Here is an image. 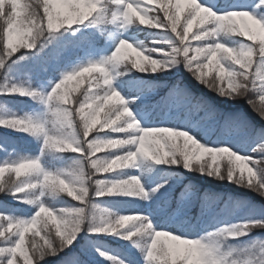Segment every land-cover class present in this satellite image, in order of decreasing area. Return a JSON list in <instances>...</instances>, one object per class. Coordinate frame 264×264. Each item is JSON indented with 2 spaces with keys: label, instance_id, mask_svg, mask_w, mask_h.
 <instances>
[{
  "label": "trees",
  "instance_id": "trees-1",
  "mask_svg": "<svg viewBox=\"0 0 264 264\" xmlns=\"http://www.w3.org/2000/svg\"><path fill=\"white\" fill-rule=\"evenodd\" d=\"M32 2L33 0H24L25 5H30ZM262 8L264 12V6ZM40 10L42 12V7ZM157 10L158 12L153 11L152 15L158 14L162 20L166 21L163 8L161 7ZM28 11H30V8L26 7L25 18ZM110 13L111 10L108 8V13L103 19L105 22L110 20ZM186 14L187 10L181 15V25L184 23ZM99 16L95 14L81 24L47 34V39H42L36 44L35 48L18 49L6 61L4 66L0 67V119H7L13 116L29 117L27 115L29 109H38L43 105V93L38 88V81L59 71L57 67H49L48 65H51L50 62L47 64L48 61H43L44 63L38 70L26 68L21 73L16 72L14 69H16L15 66L18 65V61L21 59L20 56L28 52L39 54L38 49L40 46L52 36H58L59 40L64 39L63 44L59 48L68 45L67 43H70V45L77 44L84 37H88L87 40L89 38L96 40V36L99 33L97 32L100 21ZM0 23H4L3 18H0ZM80 26L84 27V29L80 28L79 33L81 34L75 30ZM140 29L143 30L144 36L147 38L152 49H167L170 51L174 43H178L173 33L155 29L152 27V24ZM195 31L196 27L194 26L193 32ZM191 35L192 33H189V39H191ZM6 39L7 36L5 35ZM104 39L106 37L102 40ZM219 39L229 46L237 48L249 42L258 44V41H248L246 37L230 33H221ZM166 41H172L173 43H166ZM206 42H215V38L209 37ZM195 43L193 41V44ZM191 54H194V52ZM151 55L155 59L170 60V57H165L163 53L158 51H152ZM52 56L57 57V51ZM54 59L51 58L52 61ZM255 60L256 57L254 56L252 71H255ZM192 73L185 63H180L178 65L171 64L167 68L155 73L150 71L141 72L133 69L132 71H127L125 75L122 73L120 79L121 81L124 80V88L127 91L131 90L130 84L125 80L127 77H133L136 80L137 88L142 90L140 92L149 93L151 88H157L159 93L155 96L154 100L137 99L136 101L139 104L153 103V108H158L157 116L160 118L163 117L164 113L170 111L169 116L171 118L180 120L181 124L185 127L194 128L198 139L205 145L226 144L236 153L249 154L259 159L258 153L254 152V149L264 141V119H261L248 103L249 97L259 102L256 90L252 89L251 85H249L248 97L239 98L237 96L236 99H231L228 96L220 95L217 91L209 90L205 84L198 82ZM95 75L96 72H93L81 78L83 82L71 93L73 100L81 98L84 90L90 86L89 81ZM214 76H218L215 68L212 69L206 78L211 82ZM12 85L26 87L30 91L34 90L37 94L35 96L18 93L9 94L6 88ZM224 86L227 87V80H225ZM92 90L94 89L92 88ZM140 92L133 95L137 96ZM194 103L196 104L194 105ZM59 104L60 102L57 100L49 102L46 116L47 127L50 130L56 129L52 109L59 106ZM113 105L119 106L118 103L109 104L110 107ZM75 106L73 105V107ZM101 119H103V114ZM225 123L228 124V130L226 131L224 128L225 132H221V128ZM96 128L98 129L99 125ZM59 130L66 134V138H75L76 141H79L83 133V126L82 122L79 121V115L77 114L76 118L73 119L71 127H64ZM127 134V130L124 132L108 130L94 133L93 136L108 138L126 136ZM91 138L89 137V139ZM9 147L14 149L18 147L23 150L32 151L41 149L45 162L54 164L56 167L55 172L64 174L68 179H72L70 174L79 169H84L86 174L93 171L86 158L80 153L73 152L70 149L58 151L44 148L43 136L32 135L0 125V153L4 148ZM107 151L114 150L104 149L95 155L115 154V152L105 153ZM254 165L257 166L261 178L264 179V171L260 170L259 165L255 163ZM128 171L129 168H125L109 174L96 173L93 176V180L99 178L110 181L124 178L129 176ZM199 176V178L191 177L183 164L161 163L151 159L144 173V181H141L142 185L149 192L158 185H162V187L159 188V191L151 193L148 197L130 196L123 193L97 197L95 195L96 186L89 182L91 194L86 206L66 193L61 192L52 193L45 191L44 200L48 206L58 211L86 207L85 215L89 218L94 215L97 221L102 217L110 216L112 213L138 214L142 218H149V212H152L158 218L163 217L164 219L171 212L179 209L181 216L178 221L188 217L192 219L194 227L190 232L194 235H199L204 230L228 224L234 219L245 222L251 219H264V215L254 216L258 210L264 213V196L258 194L253 188L239 184L235 180H228L227 178L222 179L220 182L207 178L204 175ZM9 178L15 180V173L11 170H5L3 176L0 177V183H7ZM190 189H194L196 195L188 197ZM39 191L34 189L23 195L27 198L35 199ZM36 209L37 202L29 203L25 199L17 198V196L12 195L8 191L0 192V213L5 214L10 219H25L27 215L33 213ZM138 224L139 222H137ZM130 230L135 231V228L130 225L127 228L118 229L115 233L94 232L86 224L83 230L75 236L72 243L60 252L59 255H48L44 260H40L39 264H137L142 260L147 235L150 231L129 237L128 232ZM37 231L40 234L35 239L39 244H43L45 239L44 232L46 230H40L38 227ZM52 231L54 233V227ZM263 233L264 229H253L245 235H240L239 238L244 239L254 234ZM32 238L33 232H29L26 236L25 248L28 250L30 257L32 256ZM12 239H15V237L13 236ZM0 246L3 245L0 244ZM17 256V264H23L24 257L19 253ZM32 259L33 264H36V258L32 257Z\"/></svg>",
  "mask_w": 264,
  "mask_h": 264
},
{
  "label": "snow or ice",
  "instance_id": "snow-or-ice-1",
  "mask_svg": "<svg viewBox=\"0 0 264 264\" xmlns=\"http://www.w3.org/2000/svg\"><path fill=\"white\" fill-rule=\"evenodd\" d=\"M93 3L95 4V9L90 14V17H93L95 14L100 12L104 5H108L114 8L113 12L111 13L113 20H120L124 24H132L135 23L134 16H139L140 25H147L151 23L152 27L155 29L170 31L171 33H173L177 38L178 43H174V46L170 49V51L167 49H160V51L158 52L163 53L165 57H170L173 53L179 55L182 54L184 56V63L186 64V66L190 71L193 72L198 82L205 85L210 84L209 80L206 77L209 75L212 69L215 68L218 72V76H214L211 81L215 80V88L220 95L228 96L229 98L237 96L239 97L241 90L245 88V85L241 83V77L247 79L249 81V84L246 86L248 89L246 97L249 96V85H251L252 89L256 90V93L259 97V102L249 97L248 103L252 107L253 111H255L261 119H264V42H260L257 40L258 44L249 42L248 44H244L239 48L229 46L221 39H219L220 34H239L233 33L229 28L221 24L220 20L217 17L223 16L228 12H248L260 22H264V18H257L255 14L247 10L217 12L213 7L205 5L202 2H197V0H158V3L163 8L164 14L166 16V21L162 20L157 14L152 17V21L150 22L149 20L145 19V17L148 16L149 12H158V10L153 9L150 6L145 7L144 0H93ZM134 5L136 7H134ZM186 5L187 14L184 17L183 25H181V15L185 12ZM261 5H264V0H260V4L257 5V7H260ZM27 6L28 5H26V7ZM205 8L209 9L210 12H214L216 15H209L207 17H204L203 11ZM137 9H139V11H137ZM140 13H143V15H140ZM8 23H10V21H5L6 25ZM194 26L196 27L195 32H193ZM186 32L187 37L185 38ZM189 33H192L191 39H189ZM194 37H196V39H194ZM209 37L215 38V42H206ZM247 40L253 41L249 39ZM121 41H126L127 43L121 45ZM193 41H195L196 43L193 44ZM166 43L173 42L166 41ZM127 45L138 47L126 39H121L118 44V46L121 47H126ZM35 47L36 46H28L23 49H33ZM228 49H233V51L229 52ZM193 52L194 54L190 55V53ZM14 53L11 49L7 51H0V67H3L6 61L11 58ZM254 56L256 57L255 71H252ZM127 61L128 60L126 58L120 57L119 53H117V55H111L105 61L92 62L80 67L88 68L89 66H91L92 68H104L105 72L101 73L102 75L100 77H93L92 80H90L89 88H86L82 93L81 98L77 100H73L71 97V93L74 90L68 89L67 85L64 83L65 80L70 78L69 74L73 71L65 73L62 79H60L59 82H57L53 87V89L55 90L52 89L47 96L48 102H51L53 100H57L60 102L59 106L52 109L53 116L55 118L54 123L56 124V132H51L50 129L46 127L45 123L31 117L13 116L7 119H0V125L24 131L32 135L43 136L44 148L54 149L58 151L70 149L73 152L80 153L83 157L86 158L91 169L93 170L92 172H94L95 174H109L117 170L128 168L129 166L133 165L140 157L152 159L151 154L147 151L145 140L140 135L143 128H140L139 124L135 123L136 119L133 117V115L129 114V107L127 106V102L125 101L121 93L111 87L113 76L109 65L114 66L118 64H127L129 63ZM162 61H164L167 66L174 64V60L171 59ZM157 66L159 67L160 65ZM78 70L79 68L74 71ZM72 79H74V77H72ZM100 80H102V85L100 84ZM225 80H227V87L224 86ZM92 81H95L96 84L97 90L95 91L92 90ZM82 82L83 81L81 79L80 84ZM57 85H59V87H57ZM6 91L9 94L18 93L28 96H35L37 94L34 90L30 91L28 88L19 85H12L11 87H7ZM114 98L118 99L119 106L113 105L110 107L109 102ZM73 105L76 106L73 107ZM77 114L79 115V121L82 122L83 126V133L79 141H76L75 138H66V134L59 130L64 127H71L73 119L76 118ZM102 114L103 119H101ZM97 125H99L98 129L96 128ZM94 129H96L95 132ZM127 129H138L139 134L134 135L137 137L135 141H129L130 135L108 138H97L93 136L94 133L98 132L108 130L124 132ZM179 131L188 132L186 130ZM85 132L87 133V136L84 135ZM171 134L175 135V133ZM148 135L151 134H145V136ZM89 137L92 138L89 139ZM108 141L117 142L119 146L113 147L107 143ZM101 146H103L104 149L114 150L107 151L105 153L115 152V154L96 156V153L101 152L97 151L96 149ZM127 146L135 147L128 148ZM213 149L223 150L224 152H228L229 150H231V152L236 153L228 146H206L201 150L200 153H209V151ZM254 152L258 153L259 159H256L253 156H245L236 153L237 155L234 159V162L229 161L227 174L230 180H235L239 184L251 187L255 191L257 189H260L261 192H264V179L261 178L257 167L253 166L255 163L256 165H259L261 171H264V141H262L256 149H254ZM116 156L122 157L120 166H112V159ZM157 159H159V157H157ZM199 159L200 157L198 156L195 160ZM199 165L200 171L203 172L206 170L203 163H199ZM248 165H251V167H249ZM192 167L193 161H190L187 168ZM5 170H11L12 172H14L16 179L12 180L11 178H9V181L7 183H0V192L8 191L12 195L17 196V198L25 199L26 202L29 203L40 201L45 191H50L52 193L61 192L69 195L68 191H65L64 188L59 184V180L53 183L51 178L46 179V177L52 176H57L59 177V179L65 180L68 188L74 193L73 195L69 196L73 197L75 200L81 202V204H84L85 206L87 205L90 196V194L85 195L89 182L95 183L97 189L95 195L97 197L116 193H123L130 196L148 197L151 193L159 191V188L162 187V185H158L150 192L146 191L145 187L142 185L140 177L135 180L132 179V177L136 175H129L124 178L114 179L110 181L107 179L99 178L93 180V176L90 177L89 173L86 174L84 169L73 171L70 174L72 179H68L62 173L45 170L40 156L31 158L25 157L16 162L0 164V177L3 176ZM207 170L210 171V174H214L220 177L225 176V174H221L218 166L209 168ZM245 171H247V175H245ZM122 182H127L134 190L130 192L119 190L109 191V189H111L113 185H116L117 189H119L120 183ZM34 189L40 190L35 199H30L23 195L24 193L30 192ZM41 207L47 209L50 206H48L46 203L40 202L38 210L35 212L34 216L31 219L27 220H13L8 218L5 214L0 213V238H2L0 239V244L3 245L0 246V264H17V254H21L22 251L24 252V254H21L24 257L23 264H26V260L28 261V264H33L32 257L36 258V255L33 253L32 249V256H29L28 250L25 248L26 236L29 232H33L32 240H36L35 237L39 236L36 234L37 232H39L37 231L39 226L40 230H46L44 232V236L45 239L48 238V229H46L44 227V224L42 223L44 214L41 213L40 215H36ZM52 211L55 212L56 216L61 221H64L69 216L85 214L86 207L62 209L59 211L52 208ZM149 220V218H142L139 215V220L135 221V224L139 222V224L146 225L148 224ZM249 221L264 223V219H251ZM249 221L240 224L237 235L230 237H237L247 234L249 232V227H247L246 224ZM53 227L54 225H48V228L50 229H53ZM63 230L65 231L64 238H57L60 239L59 246L57 247L53 245L52 241L49 240V243L47 245L41 244V251L39 253L40 255L45 256V258L48 255H59L60 252H62L72 243V241L75 239V236L80 232L79 229L68 230L66 227H64ZM149 231L151 232L152 237L157 233V231L153 230V228L149 229ZM139 233L130 230L128 232V236L132 237ZM22 235L24 236L23 241L21 240ZM13 236L15 237V239H12ZM176 236L179 235L173 234V236L167 238L170 247H167L166 249L160 248L161 237H157V247L153 248L151 246V238L150 245L147 251L148 259L150 261H153L154 264H182L184 260V255L182 252L183 246L180 241L174 238ZM69 241H71V243H69ZM18 242L20 245L19 247ZM54 247H57V251L55 252H53L52 250ZM61 248L63 250H59ZM39 261L40 260L36 258V264H39Z\"/></svg>",
  "mask_w": 264,
  "mask_h": 264
},
{
  "label": "clouds",
  "instance_id": "clouds-1",
  "mask_svg": "<svg viewBox=\"0 0 264 264\" xmlns=\"http://www.w3.org/2000/svg\"><path fill=\"white\" fill-rule=\"evenodd\" d=\"M67 6V8H61L60 6ZM42 7V12H41ZM25 8L24 0H0V18L4 19V23H0V51H7L9 49L13 50V53L18 49L25 48L28 46H36L38 42L42 39H47V34L58 32L60 29L71 28L73 25L81 24L88 20L90 14L95 9V4L93 0H33V2L27 6L30 11L27 12L25 18ZM209 15L215 16L214 12H210L209 9L205 8L203 11V16L207 17ZM221 24L229 28L233 33H237L241 36L247 37L249 40L264 42V22L256 20L248 12H228L223 16L217 17ZM5 21H10L7 25ZM5 35L7 39L5 40ZM187 37V32L185 33V38ZM196 39V37H194ZM126 41H121V45L126 44ZM211 47V46H209ZM152 51H160V49H152ZM229 52L233 49H228ZM119 53L120 57L126 58L130 61L127 67V71H132L137 69L141 72H157L159 70L167 68V64L162 60L155 59L147 49V47H133L132 45H127L126 47L117 46L116 51L112 53L113 56ZM147 53V54H146ZM171 60H174V64L178 65L184 63V56L173 53L170 56ZM239 62V61H238ZM157 65H160L159 67ZM91 72L104 73V68H79L78 71H73L69 74V79L65 80L64 83L67 85L68 89L75 90L80 85L81 78H84L86 74ZM193 74V73H192ZM194 75V74H193ZM74 77V79H72ZM73 82H75L73 84ZM241 83L245 85V88L241 90L239 98H245L247 95V85L249 81L244 77H241ZM209 90L216 91L215 80L211 81L209 85H206ZM59 87V85H57ZM55 90V89H53ZM237 97H232L231 99H236ZM129 114H132L129 108ZM139 124V121H135ZM51 132H56V129H51ZM150 133L151 135L145 136V134ZM171 133H175L172 135ZM87 136V133L84 134ZM141 137L144 138L146 148L148 153L151 154L152 159L158 162H169L172 164L182 163L184 167H188L190 161L196 159L199 156L202 149L206 146L197 140L193 135L188 132L179 131L176 128L171 127H147L143 128L141 131ZM179 138H183L184 142L181 146L179 144ZM136 136L130 135L129 141H135ZM113 147H118L117 142L108 141ZM97 151L104 150L101 146L96 149ZM180 152L181 155H177ZM227 153L228 160L233 161L236 157V153L224 152L223 150L213 149L209 151L212 155L213 161L216 160L217 155ZM182 156V158H181ZM159 157V159H157ZM243 159V158H242ZM122 157L116 156L112 159V166H120V161ZM27 167V166H25ZM228 165L226 166L225 176L230 180L227 174ZM200 170V169H199ZM94 172H89V176H94ZM52 179L55 183L59 180V184L68 191L69 195L74 193L68 188L65 180L59 179L57 176L46 177V179ZM138 176L132 177L133 180L138 179ZM225 178V177H221ZM92 184L95 185L93 182ZM91 185L87 186V192L85 195L91 194ZM125 191L130 192L134 189L127 182L120 183L119 189L116 185H113L109 191ZM256 192L261 196H264V192L257 189ZM44 214L42 223L44 227L48 229V238L44 239L43 244L47 245L49 240L52 241L53 245L59 246L60 239L65 236L66 227L68 230L79 229L83 230L84 226L88 224L90 229L97 232H110L115 233L118 229L128 227L132 225L136 232H147L149 229L153 228L151 220L148 224H135V221L139 220V215H121L112 213L108 217H102L97 221L96 217L93 215L91 218L82 215H72L66 220L61 221L52 211V208L47 209L41 207V209L36 213V215ZM54 225L55 231L53 233L52 229L48 228V225ZM240 224H234L231 226H224L218 229L214 234H208L207 238H194L188 239L184 237L176 236V240L180 241L182 244V252L184 255V260L182 264H224L222 256L224 253L221 251L220 237L222 236H235L239 231ZM249 227V231L256 228H264V223L261 222H251L246 224ZM39 235V232L36 233ZM173 236L169 231L160 230L157 231L156 235L152 237V247H157V237L164 238L160 241V248L166 249L170 247L167 238ZM60 238V239H57ZM21 240H24V236H21ZM71 243V241H69ZM18 242V247H19ZM31 247L33 253L36 255L38 260H43L45 256L40 255L41 244L38 241L32 240ZM57 247H54L53 252L57 251ZM59 250H63L62 248ZM21 254H24L22 251ZM262 259V264H264V257ZM26 264L28 261L26 260ZM237 264V262H233ZM241 264H247L246 261L241 262Z\"/></svg>",
  "mask_w": 264,
  "mask_h": 264
},
{
  "label": "rangeland",
  "instance_id": "rangeland-1",
  "mask_svg": "<svg viewBox=\"0 0 264 264\" xmlns=\"http://www.w3.org/2000/svg\"><path fill=\"white\" fill-rule=\"evenodd\" d=\"M197 2H202L205 5L211 6L217 12H227L231 10H247L255 14L257 18H264V12L262 8V6L264 5L257 7V5L260 4V0H197ZM144 6L145 7L150 6L153 9L161 8V5L158 3V0H144ZM60 7L65 9L67 8V6H63V5H61ZM134 7L136 6L134 5ZM108 8L111 10L112 13L114 8L108 5H104L101 11L96 14V16L100 15L99 27L97 29L98 30L97 32H99L101 35L100 37L98 33L96 36L97 38L96 40L93 38H89V40H87L88 37H84V39H80L77 44L70 45V43H67L68 45L59 48L63 44L64 39H61L62 40L61 41L57 38L58 36L57 37L52 36L50 37V39L46 40V42H44L42 46H40V48L38 49L39 54L34 52H28L20 56L21 59L18 61L19 62L18 65L15 66L17 70L14 69L16 72L21 73L23 72V69L26 68L29 70L32 69L38 70L39 67L44 63L43 61H48L47 64H49L50 62L51 65H48L49 67L50 66L51 68L57 67L59 69L57 73H53L49 77L40 79L38 81V88L43 93V99H42L43 105L38 109H32V108L29 109L27 111V115L29 117L45 123L47 127L46 111L49 105L47 96L51 92L55 84L59 82V80L62 79L63 75L67 72L77 70L78 68L92 62L107 60V58H109L112 55V53L115 51L121 39H126L138 47H142V48L147 47L150 54H152V48L149 45L147 38L144 36L143 30L140 29L147 25H151V23L147 25H140L139 16H134L135 23L124 24L120 20H113L111 13L109 15L110 20L105 22V20L103 19L108 13ZM185 9L187 10V5L185 6ZM137 11H139V9H137ZM152 13L153 11L149 12L148 16L145 17V19L151 22L153 17ZM140 15H143V13H140ZM80 28L84 29V27L80 26L79 28L75 29L77 33L80 32ZM104 37H106V39L102 40ZM55 51H57V57L52 56V54ZM51 58H55V59L52 61ZM127 67L128 64H118L114 66L109 65V68L113 76L111 87L119 91L121 95L124 97L125 101L127 102V106L130 108L132 112L133 117L137 121H139V127L140 128L172 127L179 130H186L191 135H193L197 140L203 143L200 139H198L197 135L194 132V128L190 129L189 127H185L184 125L181 124L180 120L171 118L169 116L170 111L164 113L163 117L160 118L159 116H157L158 108L155 106H154L155 108H153V103L139 104L136 101L137 99L154 100L155 96L159 93V90L157 88H151V91L149 93L140 92L142 90H139L137 88V84L135 83L136 80L133 77H127V79H125L126 82L130 84V88H131L130 91L125 90L123 83L124 80L121 81L120 77L122 73H124L125 75V73L127 72L126 70ZM123 69L125 70L123 71ZM101 75H102L101 73L96 72V75L94 77H100ZM100 84L102 85V80H100ZM89 85H90V81H89ZM92 88L94 90H97L95 81H92ZM138 92L140 93L137 96L133 95ZM112 103L119 104V101L118 99L114 98L112 101L109 102V104ZM195 104L196 103H194V105ZM154 105L156 104L154 103ZM224 128L227 131L228 124L226 123L224 124V126L221 128L222 130L221 132H225ZM127 132L128 134L126 136L139 134L138 129H127ZM183 142H184L183 138H179V144L181 146L183 145ZM222 146H227V145L218 144V145H211L208 147H222ZM133 147L135 146H128V148H133ZM237 154L250 156L249 154H243V153H237ZM177 155H181L180 152H177ZM36 156L41 157L42 164L45 170L55 172L56 170L55 165L48 164L47 162H45V160L43 159L41 149H39L38 151H32V150H23L18 147H16V149L10 147L4 148L0 153V164L16 162L21 158H25V157L31 158ZM199 157H200L199 160H193L192 168L185 167L187 169V173L191 177L199 178L200 177L199 175L201 176L204 175L207 178L221 182L222 179L224 178H221L220 176L214 174H210V171L207 169L218 166L221 174H225L226 166L229 165L227 153L217 155L215 162L212 159V155L209 153H200ZM150 162H151V158H146V157L138 158V160L133 165L128 167L129 168L128 174L136 175L140 177L141 181H144V173ZM199 163L204 164V168L206 169L205 171L202 172L199 170L200 169ZM248 166L251 167V165ZM245 175H247V171H245ZM224 177L226 178V176ZM194 195H196V191L194 189H190L188 197ZM44 197H45V192L41 200L37 201L36 211L38 210L40 202L46 203ZM36 211L27 215L24 220L31 219ZM263 215L264 213H262L261 210H258L254 216L257 217ZM180 216L181 213L179 209H176L175 211L171 212L164 219L163 217L158 218V216H156L152 212H149V219L153 224V230L169 231L174 235H179L181 237H186V238H207L208 234L210 233L214 234L218 229L224 226L242 224L245 222L234 219L228 224L217 226L214 229L204 230V232H201L199 235L196 236L190 232V230L193 229L194 227V225H192L193 220L188 217V218H183L181 221L180 220L178 221ZM256 229H264V228H256ZM151 238L152 236L150 232L147 235L146 246L144 249L142 260L137 264H154V262L150 261L147 257V251L150 245ZM161 239L163 240L164 238ZM220 244H221V251L224 253V255L222 256L224 264H233L234 261L237 262V264H241V262L244 261H246L247 264H262L261 258L264 257V233L254 234L244 239H240L239 236L230 237L225 235L220 237Z\"/></svg>",
  "mask_w": 264,
  "mask_h": 264
}]
</instances>
